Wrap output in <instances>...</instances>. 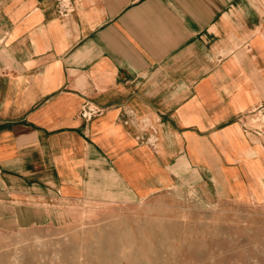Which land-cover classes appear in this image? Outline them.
I'll use <instances>...</instances> for the list:
<instances>
[{
	"label": "crops",
	"instance_id": "0c3cea01",
	"mask_svg": "<svg viewBox=\"0 0 264 264\" xmlns=\"http://www.w3.org/2000/svg\"><path fill=\"white\" fill-rule=\"evenodd\" d=\"M66 1L0 0V229L170 188L264 197V0Z\"/></svg>",
	"mask_w": 264,
	"mask_h": 264
},
{
	"label": "rangeland",
	"instance_id": "374dc122",
	"mask_svg": "<svg viewBox=\"0 0 264 264\" xmlns=\"http://www.w3.org/2000/svg\"><path fill=\"white\" fill-rule=\"evenodd\" d=\"M120 199L59 204L43 222L0 229V264H264V197L170 188Z\"/></svg>",
	"mask_w": 264,
	"mask_h": 264
},
{
	"label": "built area",
	"instance_id": "2783aa9c",
	"mask_svg": "<svg viewBox=\"0 0 264 264\" xmlns=\"http://www.w3.org/2000/svg\"><path fill=\"white\" fill-rule=\"evenodd\" d=\"M64 7V6H63ZM66 7V5H65ZM96 114V110L91 108H85L81 111V115L85 118H90L91 116Z\"/></svg>",
	"mask_w": 264,
	"mask_h": 264
},
{
	"label": "bare ground",
	"instance_id": "6f19581e",
	"mask_svg": "<svg viewBox=\"0 0 264 264\" xmlns=\"http://www.w3.org/2000/svg\"><path fill=\"white\" fill-rule=\"evenodd\" d=\"M160 223V222H159ZM160 227V226H159ZM161 228V227H160ZM153 233H154V231H153ZM152 244V243H151ZM141 253V252H140ZM144 255V254H143ZM125 257V256H124Z\"/></svg>",
	"mask_w": 264,
	"mask_h": 264
}]
</instances>
